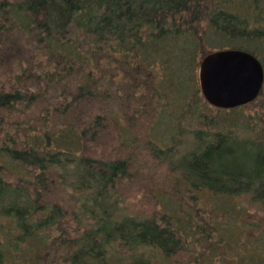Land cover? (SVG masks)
I'll return each instance as SVG.
<instances>
[{"label": "trees", "instance_id": "16d2710c", "mask_svg": "<svg viewBox=\"0 0 264 264\" xmlns=\"http://www.w3.org/2000/svg\"><path fill=\"white\" fill-rule=\"evenodd\" d=\"M1 11L0 31L22 17L52 70L22 73L0 89V264L9 255L38 258L50 249L63 252V264H174L167 259L192 250L189 238L211 242L218 233L211 213L200 223L180 203L161 204L150 217L128 214L117 188L131 175L130 157L80 154L101 133L104 117L84 125L64 119L80 102L104 96L93 62L109 53L131 74L155 75L160 65L156 90L178 99L169 141L163 146L150 136L145 145L177 177L179 200L207 193L218 203L246 198L264 210V125L230 119L248 104L215 108L226 113L222 122L218 113L198 115L199 126L189 121L201 99L196 71L209 52L244 50L264 69V0H0ZM40 100L49 106L38 117L16 118ZM165 110L161 122L172 120ZM54 180L69 192L73 209L45 201Z\"/></svg>", "mask_w": 264, "mask_h": 264}, {"label": "rangeland", "instance_id": "374dc122", "mask_svg": "<svg viewBox=\"0 0 264 264\" xmlns=\"http://www.w3.org/2000/svg\"><path fill=\"white\" fill-rule=\"evenodd\" d=\"M0 21H2V11ZM8 26L7 31H0V89L8 87L12 81H15V77L22 73L35 75L45 70H52L45 51L33 43L27 34L23 18L15 17V23ZM107 55L93 62L94 73L95 76H100L99 84L104 90V96L96 100L80 102L68 112L67 119H64L65 124L84 125L95 115L101 114L104 117L101 133L95 140L87 142L80 154L105 160L130 157L131 175L123 179L117 188L122 200L121 204L130 215L150 217L159 213L161 204L167 203L172 208H177L180 203V209H191L194 221L200 223L202 219H207L209 222L210 213L213 215L217 225L220 226L212 241H204L202 238L197 241V238H194L195 240L189 238L192 241V250L180 251L167 259L169 263L173 261L174 264H264V210L258 205L251 204L246 198L232 201V204L236 203L234 206L224 200L218 203L207 193H201L200 198L191 203L187 197L179 200L173 192L178 188L175 185L178 182L177 177L169 171L167 163L155 159L145 145L147 139L152 136L164 146L169 141L172 125L179 122V115H174L179 113L178 99L170 96L172 95L170 92H168L170 95L166 96L156 90H162L158 86L162 75L160 65H156L155 75H148L143 71L131 74L122 66L120 59L116 60L111 53ZM196 74L198 79V69ZM199 96L201 99L194 107L195 111L189 114V121L195 125L199 124L195 121L198 115H206L209 119L218 113L204 100L201 92ZM47 106H49L47 102L40 100L24 114L16 113V118L35 119L42 112V108ZM162 108L166 109L167 115L173 114V121L165 119L166 123L161 122L159 116ZM225 114L224 111H220L217 120L222 122ZM12 117L13 114L10 119ZM230 119L238 125L243 121L251 126L257 120L259 126L263 127L264 95L258 96L247 107L231 113ZM182 120L184 122L187 119ZM4 125H7V121L2 124L3 127ZM22 127H27V124L24 123ZM183 147L186 148L188 145L181 146L180 151ZM11 171L16 173L19 169L13 165ZM6 177L13 179L14 176L6 174ZM178 186L182 190V184L179 183ZM44 199L59 205L64 210L73 209L69 192L56 180L45 187ZM186 201L191 205L185 204ZM57 234L56 230L52 233L53 236ZM62 254V251L50 249L38 258L32 252L25 257L9 255L4 264H63Z\"/></svg>", "mask_w": 264, "mask_h": 264}, {"label": "water", "instance_id": "95a60500", "mask_svg": "<svg viewBox=\"0 0 264 264\" xmlns=\"http://www.w3.org/2000/svg\"><path fill=\"white\" fill-rule=\"evenodd\" d=\"M198 82L209 105L229 110L249 104L258 97L264 83V69L247 51L215 50L201 59Z\"/></svg>", "mask_w": 264, "mask_h": 264}]
</instances>
